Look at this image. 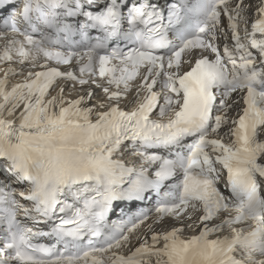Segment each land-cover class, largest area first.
Segmentation results:
<instances>
[{
  "label": "snow or ice",
  "instance_id": "snow-or-ice-1",
  "mask_svg": "<svg viewBox=\"0 0 264 264\" xmlns=\"http://www.w3.org/2000/svg\"><path fill=\"white\" fill-rule=\"evenodd\" d=\"M0 13V171L24 186L0 181V264H264V0ZM150 194L109 227L114 202Z\"/></svg>",
  "mask_w": 264,
  "mask_h": 264
},
{
  "label": "bare ground",
  "instance_id": "bare-ground-1",
  "mask_svg": "<svg viewBox=\"0 0 264 264\" xmlns=\"http://www.w3.org/2000/svg\"><path fill=\"white\" fill-rule=\"evenodd\" d=\"M250 14H251V13H250ZM0 43H1V45H2V44H3V41H0ZM6 67H7V65H2V64H0V69L6 68ZM0 78H3V72H2V71H0ZM21 80H22V77H16V78H13V79L10 81V87H11L12 84H15V83H19V82H21ZM65 88H66L65 95L68 96V90L70 89V87L65 86ZM95 92H96V94H97V96H98V92H97V91H95ZM52 94L54 95L55 92H53ZM80 94H83V93H82V92H79V91H72L71 96L68 97V98H77V96L80 95Z\"/></svg>",
  "mask_w": 264,
  "mask_h": 264
}]
</instances>
